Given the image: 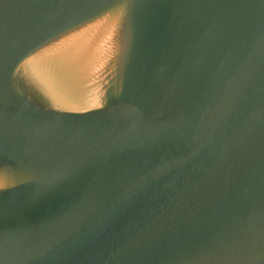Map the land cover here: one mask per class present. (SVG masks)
Returning a JSON list of instances; mask_svg holds the SVG:
<instances>
[{"label": "water", "instance_id": "obj_1", "mask_svg": "<svg viewBox=\"0 0 264 264\" xmlns=\"http://www.w3.org/2000/svg\"><path fill=\"white\" fill-rule=\"evenodd\" d=\"M0 264H264V0H0Z\"/></svg>", "mask_w": 264, "mask_h": 264}]
</instances>
